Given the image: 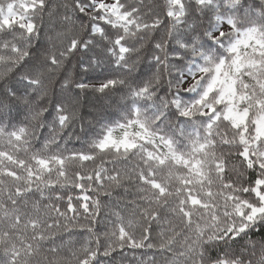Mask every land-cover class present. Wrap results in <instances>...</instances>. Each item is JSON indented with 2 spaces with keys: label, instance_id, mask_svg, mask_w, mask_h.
Listing matches in <instances>:
<instances>
[{
  "label": "snow or ice",
  "instance_id": "1",
  "mask_svg": "<svg viewBox=\"0 0 264 264\" xmlns=\"http://www.w3.org/2000/svg\"><path fill=\"white\" fill-rule=\"evenodd\" d=\"M0 264H264V0H0Z\"/></svg>",
  "mask_w": 264,
  "mask_h": 264
},
{
  "label": "trees",
  "instance_id": "2",
  "mask_svg": "<svg viewBox=\"0 0 264 264\" xmlns=\"http://www.w3.org/2000/svg\"><path fill=\"white\" fill-rule=\"evenodd\" d=\"M80 115L82 119L78 120L75 124V131L80 134V129L83 127L84 133L81 135V142H75L69 144L70 148L87 149L86 140L90 139L93 131L98 130L99 122H102V118H108L111 116L115 118L116 111L114 107H107L103 100L97 99L96 96L89 94L86 97H82ZM131 258V252H129V259Z\"/></svg>",
  "mask_w": 264,
  "mask_h": 264
}]
</instances>
